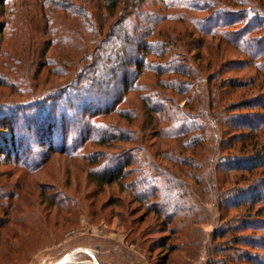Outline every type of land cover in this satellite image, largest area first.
<instances>
[{
    "label": "trees",
    "instance_id": "1",
    "mask_svg": "<svg viewBox=\"0 0 264 264\" xmlns=\"http://www.w3.org/2000/svg\"><path fill=\"white\" fill-rule=\"evenodd\" d=\"M0 86V200L61 154L183 222L205 264H264V0H0ZM195 159L207 238L184 221Z\"/></svg>",
    "mask_w": 264,
    "mask_h": 264
},
{
    "label": "rangeland",
    "instance_id": "2",
    "mask_svg": "<svg viewBox=\"0 0 264 264\" xmlns=\"http://www.w3.org/2000/svg\"><path fill=\"white\" fill-rule=\"evenodd\" d=\"M255 74V69L245 68L238 77ZM0 91L7 88L0 86ZM229 153L232 150L220 149L215 154ZM194 161L196 168L187 167L186 171L199 175L200 183L182 174L179 177L196 204L194 213H187L184 221L197 222L207 238L211 229L224 223L214 221L222 212L215 209L213 197L203 192L207 184L200 172L208 167L198 168L200 161ZM87 168L82 161L56 154L29 176L22 170L17 172L23 173V179L17 181L18 189L12 192L15 197L0 200L5 208L0 207V221L4 220L0 227V264H55L65 255L70 258L65 264H162L166 255V264H205L204 243H194L192 237L181 239L183 222L170 232L173 223H165L162 215L147 210L119 186L91 181ZM222 186L226 189L230 184ZM235 214L231 210L227 217ZM186 241L190 249L185 247ZM163 242L177 249L168 254L161 246Z\"/></svg>",
    "mask_w": 264,
    "mask_h": 264
},
{
    "label": "water",
    "instance_id": "3",
    "mask_svg": "<svg viewBox=\"0 0 264 264\" xmlns=\"http://www.w3.org/2000/svg\"><path fill=\"white\" fill-rule=\"evenodd\" d=\"M69 257H68V255H65L63 258H61L57 263H55V264H65V263H67L68 261H69ZM94 259V258H93ZM95 260V259H94Z\"/></svg>",
    "mask_w": 264,
    "mask_h": 264
},
{
    "label": "bare ground",
    "instance_id": "4",
    "mask_svg": "<svg viewBox=\"0 0 264 264\" xmlns=\"http://www.w3.org/2000/svg\"><path fill=\"white\" fill-rule=\"evenodd\" d=\"M68 257H69V255H68ZM95 264H98L97 262H95Z\"/></svg>",
    "mask_w": 264,
    "mask_h": 264
}]
</instances>
